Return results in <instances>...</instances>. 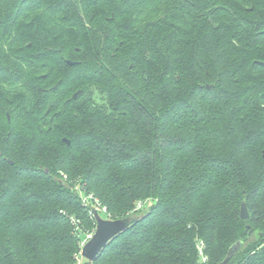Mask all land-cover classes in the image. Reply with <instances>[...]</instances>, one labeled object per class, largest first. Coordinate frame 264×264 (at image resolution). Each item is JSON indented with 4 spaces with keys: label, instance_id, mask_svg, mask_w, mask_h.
<instances>
[{
    "label": "trees",
    "instance_id": "trees-1",
    "mask_svg": "<svg viewBox=\"0 0 264 264\" xmlns=\"http://www.w3.org/2000/svg\"><path fill=\"white\" fill-rule=\"evenodd\" d=\"M88 194L137 218L92 262ZM199 240L264 264V0H0V264H198Z\"/></svg>",
    "mask_w": 264,
    "mask_h": 264
},
{
    "label": "water",
    "instance_id": "water-1",
    "mask_svg": "<svg viewBox=\"0 0 264 264\" xmlns=\"http://www.w3.org/2000/svg\"><path fill=\"white\" fill-rule=\"evenodd\" d=\"M68 63L70 65H74L76 62L68 61ZM55 87L56 85L54 86V88ZM78 94L79 91L74 93L73 97H77ZM65 140L70 143L68 139ZM11 162L13 163V161ZM62 183H64L63 180ZM94 215L97 224L96 230L94 232L93 237L89 239L83 246L81 252L82 256L91 262L97 258V256L104 250V248L109 244V242L113 238H115L120 233L126 231L137 220L135 216L131 215L126 216L124 218L108 219L101 216L97 210L94 211ZM240 216L243 220L249 219L250 217V213L245 202L242 203ZM242 244L243 241L241 240H238L237 242L232 244L225 258L219 264H227L238 252Z\"/></svg>",
    "mask_w": 264,
    "mask_h": 264
},
{
    "label": "built area",
    "instance_id": "built-area-1",
    "mask_svg": "<svg viewBox=\"0 0 264 264\" xmlns=\"http://www.w3.org/2000/svg\"><path fill=\"white\" fill-rule=\"evenodd\" d=\"M66 177V176H65ZM82 201L85 205L91 206V214L94 215L95 210H99V201L92 194L83 195ZM144 205V201H138L136 209L141 208ZM103 211H106V207H103ZM105 218V217H104ZM109 219V218H108ZM77 223V222H76ZM96 228L92 231L86 232L85 235L80 236V252L77 254L78 261H81L84 258L81 254L83 246L86 242L91 239L94 235ZM197 251L199 256L198 264H211L210 257L206 252L205 243L202 240H199L197 243Z\"/></svg>",
    "mask_w": 264,
    "mask_h": 264
}]
</instances>
